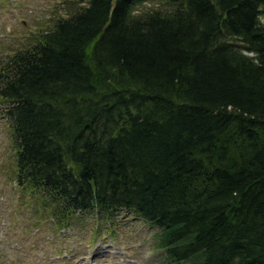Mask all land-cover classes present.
<instances>
[{"label": "trees", "instance_id": "1", "mask_svg": "<svg viewBox=\"0 0 264 264\" xmlns=\"http://www.w3.org/2000/svg\"><path fill=\"white\" fill-rule=\"evenodd\" d=\"M80 1L0 59L17 189L57 228L130 212L169 264H264V0Z\"/></svg>", "mask_w": 264, "mask_h": 264}, {"label": "rangeland", "instance_id": "2", "mask_svg": "<svg viewBox=\"0 0 264 264\" xmlns=\"http://www.w3.org/2000/svg\"><path fill=\"white\" fill-rule=\"evenodd\" d=\"M74 3L0 0V59L31 42L56 15L69 14ZM161 3L143 0L134 4L133 11L151 10ZM5 105L0 100V264H169L156 247V228L130 212L121 211L101 224L83 215L63 228H57L47 213H35L36 200L21 193L14 182L12 120Z\"/></svg>", "mask_w": 264, "mask_h": 264}]
</instances>
